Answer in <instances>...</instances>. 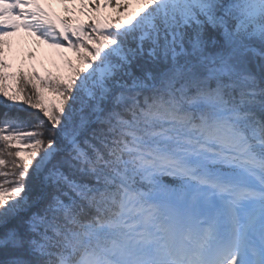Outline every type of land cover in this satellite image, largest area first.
Returning a JSON list of instances; mask_svg holds the SVG:
<instances>
[{"label":"snow or ice","instance_id":"1","mask_svg":"<svg viewBox=\"0 0 264 264\" xmlns=\"http://www.w3.org/2000/svg\"><path fill=\"white\" fill-rule=\"evenodd\" d=\"M0 264H264V0H0Z\"/></svg>","mask_w":264,"mask_h":264},{"label":"rangeland","instance_id":"2","mask_svg":"<svg viewBox=\"0 0 264 264\" xmlns=\"http://www.w3.org/2000/svg\"><path fill=\"white\" fill-rule=\"evenodd\" d=\"M53 7L58 11V12H61L62 13V9H61V6L58 5V4H53ZM82 19H84V17H82ZM18 42V45L17 43ZM14 46H19L20 48H22L23 50H27L28 47L31 46V43H30V40L29 38L27 37V35L25 33H21L18 37L14 38ZM44 50L51 54L52 55V58H56L55 57V54L53 52V50H50V49H47L46 46H44ZM69 56H72L73 54L72 53H68ZM39 67V65H38ZM45 67H49V68H52V64L47 60L45 59ZM53 71H55L54 68H52Z\"/></svg>","mask_w":264,"mask_h":264}]
</instances>
